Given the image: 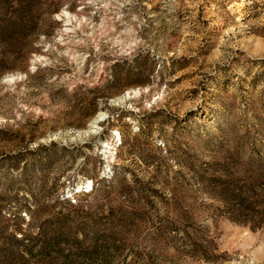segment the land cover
I'll return each instance as SVG.
<instances>
[{"label":"rangeland","instance_id":"rangeland-1","mask_svg":"<svg viewBox=\"0 0 264 264\" xmlns=\"http://www.w3.org/2000/svg\"><path fill=\"white\" fill-rule=\"evenodd\" d=\"M0 73V243L84 209L138 264H264L196 183L264 177V0H0Z\"/></svg>","mask_w":264,"mask_h":264},{"label":"trees","instance_id":"trees-1","mask_svg":"<svg viewBox=\"0 0 264 264\" xmlns=\"http://www.w3.org/2000/svg\"><path fill=\"white\" fill-rule=\"evenodd\" d=\"M201 168L196 171V183L207 182L214 187L206 190L223 203V216L254 229L264 225L263 175L250 182H237L223 174L207 177L209 163ZM92 216L84 209L54 214L37 234L0 243V264H138L132 258L134 251H128L121 225H113L112 221L99 224V220L110 219L109 215L97 216L98 222H92Z\"/></svg>","mask_w":264,"mask_h":264}]
</instances>
